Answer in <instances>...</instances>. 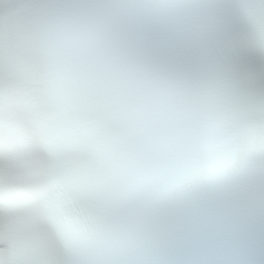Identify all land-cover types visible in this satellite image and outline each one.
Wrapping results in <instances>:
<instances>
[{
  "label": "snow or ice",
  "instance_id": "obj_1",
  "mask_svg": "<svg viewBox=\"0 0 264 264\" xmlns=\"http://www.w3.org/2000/svg\"><path fill=\"white\" fill-rule=\"evenodd\" d=\"M0 264H264V0H0Z\"/></svg>",
  "mask_w": 264,
  "mask_h": 264
}]
</instances>
